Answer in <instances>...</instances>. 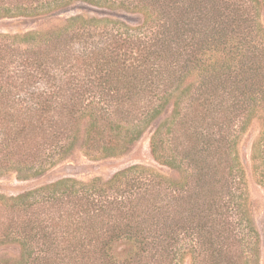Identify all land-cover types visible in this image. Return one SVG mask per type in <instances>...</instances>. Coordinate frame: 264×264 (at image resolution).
Here are the masks:
<instances>
[{
	"label": "trees",
	"instance_id": "obj_1",
	"mask_svg": "<svg viewBox=\"0 0 264 264\" xmlns=\"http://www.w3.org/2000/svg\"><path fill=\"white\" fill-rule=\"evenodd\" d=\"M76 2L106 15L0 32V175L124 154L166 112L150 153L181 179L134 164L0 192V245L20 247L0 264H258L238 141L256 118L264 189V0H0V18ZM124 12L140 20L110 15Z\"/></svg>",
	"mask_w": 264,
	"mask_h": 264
},
{
	"label": "rangeland",
	"instance_id": "obj_2",
	"mask_svg": "<svg viewBox=\"0 0 264 264\" xmlns=\"http://www.w3.org/2000/svg\"><path fill=\"white\" fill-rule=\"evenodd\" d=\"M111 13L110 15L120 17L129 23H137L140 16L137 14ZM82 15L86 18L105 17L106 11L100 10L85 3H73L66 11L43 17H14L0 18L1 33H24L27 31H45L58 27L65 23L70 16ZM261 22L264 27V14L261 15ZM166 113V112H165ZM165 113L153 121L141 134L140 138L129 146V149L121 155L101 159L88 158L80 151H74L67 158L63 159L56 166L49 169L43 175L22 180L17 178L15 172H7L0 175V192L5 195H16L24 190L47 184L61 177H74L79 180H89L99 177L103 180L109 178L113 173L127 166L139 164L152 168L165 175L171 180L181 179L180 173L166 165L154 160L150 153V137L153 130L167 116ZM165 115V116H164ZM169 115V112H168ZM260 130L259 121L255 118L249 121L246 129L241 133L238 141V153L241 161L247 186L250 193L251 210L255 221V227L260 235L259 263L264 264V189L260 187L252 173V146L258 137ZM20 258V247L17 243H4L0 245V260L16 261ZM185 264H188L186 261Z\"/></svg>",
	"mask_w": 264,
	"mask_h": 264
}]
</instances>
